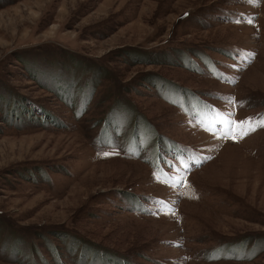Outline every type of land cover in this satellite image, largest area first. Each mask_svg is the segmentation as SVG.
I'll return each instance as SVG.
<instances>
[{
  "label": "rangeland",
  "instance_id": "374dc122",
  "mask_svg": "<svg viewBox=\"0 0 264 264\" xmlns=\"http://www.w3.org/2000/svg\"><path fill=\"white\" fill-rule=\"evenodd\" d=\"M262 114L264 0H0V264H264Z\"/></svg>",
  "mask_w": 264,
  "mask_h": 264
},
{
  "label": "snow or ice",
  "instance_id": "6c2138e0",
  "mask_svg": "<svg viewBox=\"0 0 264 264\" xmlns=\"http://www.w3.org/2000/svg\"><path fill=\"white\" fill-rule=\"evenodd\" d=\"M249 22H251V21H249ZM249 55H251V54H249ZM223 116H224L225 120L227 121V123L231 126L233 124L232 117L234 116V113L224 112ZM236 126L241 129V132H242L241 138H242L244 135H247L249 132L255 131L256 127H264V114H262L258 118V120H253V118H247L245 120L237 121ZM229 133H231V127H229ZM225 135H228V133H225ZM230 138L235 139L236 135L234 133H232ZM104 155H109V153H104ZM196 162L199 163V161H196ZM183 167L187 168L188 165L184 164ZM176 184H180V180L177 179ZM157 203L162 204L163 202L157 201Z\"/></svg>",
  "mask_w": 264,
  "mask_h": 264
}]
</instances>
